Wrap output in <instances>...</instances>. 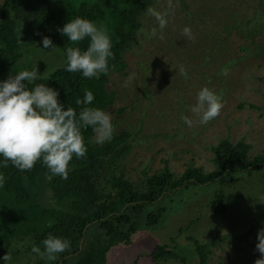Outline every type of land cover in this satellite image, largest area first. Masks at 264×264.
Masks as SVG:
<instances>
[{"label": "rangeland", "instance_id": "obj_1", "mask_svg": "<svg viewBox=\"0 0 264 264\" xmlns=\"http://www.w3.org/2000/svg\"><path fill=\"white\" fill-rule=\"evenodd\" d=\"M157 16L165 20L162 29ZM140 23L124 56L126 68L110 73L106 83L115 94L106 110L113 131L124 127L132 133L118 170L130 180L165 166L175 175L190 166L217 170L211 147L222 139L242 141L249 145V159H264V0H153ZM185 26L191 39L182 34ZM29 55L31 68L45 77L63 62L58 49L36 44ZM181 66L187 78L180 75ZM201 87L222 100L219 114L205 124L191 111ZM219 204L227 210L214 214L211 207ZM160 205L165 209L161 224L140 226L132 243L110 249L106 264H150L152 247L170 238L187 256L179 248L190 247L187 236L203 244L217 240L210 246L209 264H254L261 257L255 245L264 227V164L178 190L153 206ZM18 261L11 257L9 264L25 259Z\"/></svg>", "mask_w": 264, "mask_h": 264}, {"label": "trees", "instance_id": "obj_2", "mask_svg": "<svg viewBox=\"0 0 264 264\" xmlns=\"http://www.w3.org/2000/svg\"><path fill=\"white\" fill-rule=\"evenodd\" d=\"M152 4L153 0H1L0 79H5L9 72L31 68L29 51L35 44L42 47V36L50 37L56 45L45 50L58 49L63 60L66 47L84 50L87 38L73 45L56 29L76 16L85 17L103 25L109 33L111 70L99 79H84L78 72H66L62 62L49 72L47 85L59 91V99L66 106L74 108L75 99L82 97L85 89L91 90L94 95L91 106L106 111L115 97L106 88L108 76L126 68L124 56L141 26L140 16ZM81 131L87 152L81 159L70 162L72 170L67 179L59 176L46 179L47 169L39 161L26 172L17 171L10 163L0 168L6 177L0 187V256L7 252L19 261L24 258V264H106L110 249L132 243L142 229L140 226L148 229L161 224L165 209L162 205L154 206L164 197L264 164L259 156L247 157L248 144L242 141L231 144L222 139L211 147L217 170L205 172L201 167L190 166L175 175L165 166L152 174L143 173L139 180H130L118 170L117 163L127 154L132 133L117 127L110 141L96 144L91 128ZM211 209L220 214L227 207L219 204ZM182 230L179 229L178 235ZM48 233L70 240V247L56 254L53 261L41 260L30 252L31 244L40 246ZM187 239L190 247H179L187 250V256L176 251L175 238H170L168 243L152 247L147 255L150 264L169 259L180 264H209L210 246L217 240L203 244L192 236Z\"/></svg>", "mask_w": 264, "mask_h": 264}, {"label": "clouds", "instance_id": "obj_3", "mask_svg": "<svg viewBox=\"0 0 264 264\" xmlns=\"http://www.w3.org/2000/svg\"><path fill=\"white\" fill-rule=\"evenodd\" d=\"M157 19L162 29L165 20L159 16ZM56 30L73 45L86 38L88 41L84 50L78 46L64 48L66 72H78L84 79H99L109 73L112 42L103 25L76 16ZM181 31L189 39L192 38L189 27L185 26ZM40 44L43 49L56 46L48 36H42ZM178 71L187 78L182 66ZM47 79L43 73L38 74L36 67L9 72L5 79H0V168L10 163L17 171L26 172L39 161L47 169L46 179L57 176L67 179L72 170L70 162L74 158L81 159L87 152L81 130L91 128L96 144L110 141L113 134L112 117L103 109L91 106L94 95L88 89L83 91L82 97L75 99V108L66 106L59 99L58 90L37 82ZM221 108V96L208 87H201L191 111L199 115L201 124H205L216 117ZM181 119L186 125H191L188 117L182 116ZM5 179L0 172V187ZM257 241L255 247L261 257L254 264H264V227L258 229ZM69 247L68 238L48 233L40 241V246L31 244L30 252L41 260L53 261L56 254L63 253ZM10 261L11 256L7 252L0 256V264H9Z\"/></svg>", "mask_w": 264, "mask_h": 264}]
</instances>
